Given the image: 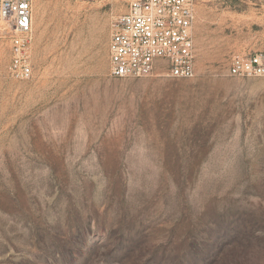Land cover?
Listing matches in <instances>:
<instances>
[{"label":"rangeland","instance_id":"obj_1","mask_svg":"<svg viewBox=\"0 0 264 264\" xmlns=\"http://www.w3.org/2000/svg\"><path fill=\"white\" fill-rule=\"evenodd\" d=\"M122 10L33 0L26 81L0 29V264H264V0L197 1L191 78L111 76Z\"/></svg>","mask_w":264,"mask_h":264},{"label":"built area","instance_id":"obj_2","mask_svg":"<svg viewBox=\"0 0 264 264\" xmlns=\"http://www.w3.org/2000/svg\"><path fill=\"white\" fill-rule=\"evenodd\" d=\"M122 12L110 23L107 43L109 74L146 77L162 70L168 77L195 74L193 23L198 0H117ZM0 29L8 35L7 74L32 77L33 0H0ZM227 74L264 77V49L234 54Z\"/></svg>","mask_w":264,"mask_h":264}]
</instances>
